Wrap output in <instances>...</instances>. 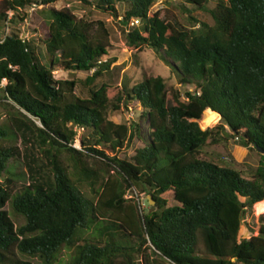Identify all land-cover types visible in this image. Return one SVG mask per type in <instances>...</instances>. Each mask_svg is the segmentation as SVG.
<instances>
[{"label": "trees", "instance_id": "trees-1", "mask_svg": "<svg viewBox=\"0 0 264 264\" xmlns=\"http://www.w3.org/2000/svg\"><path fill=\"white\" fill-rule=\"evenodd\" d=\"M58 1L0 0L3 22L13 23L27 7L47 8L37 35L12 30L0 39V104L9 120L0 125V264H54L65 246L74 248L72 264H264V216L250 237L242 232L247 211L264 204V0H216L213 24L187 11L191 27L160 18L151 9L156 0H78L114 18L124 8L127 46L152 49L180 84L194 88L172 105L160 76L113 90L98 81L109 69V33L102 22L54 8ZM186 2L205 10L208 0ZM56 70L91 73L87 96H76L77 81L56 79ZM131 101L143 108L139 122L108 119ZM206 112L217 122L204 126ZM74 128L88 132L81 147L74 146ZM220 131L261 152L251 179L198 157ZM18 136L45 156L50 174L43 176L29 155L30 182L15 191L4 175L20 151L5 142ZM134 138L142 146L130 159L106 154ZM87 157L109 161L116 176L99 180ZM79 179L92 183L95 202ZM131 188L149 193L153 211L129 204ZM6 206L23 224L15 226ZM90 228L93 236L78 237Z\"/></svg>", "mask_w": 264, "mask_h": 264}, {"label": "rangeland", "instance_id": "rangeland-1", "mask_svg": "<svg viewBox=\"0 0 264 264\" xmlns=\"http://www.w3.org/2000/svg\"><path fill=\"white\" fill-rule=\"evenodd\" d=\"M215 4L216 0H208L206 9L199 10L187 3L186 0H156L151 9L153 12H159V17L166 21L175 25L179 24L184 27H191L192 22L189 19L190 16L187 14V11H189L197 21L212 25L213 19L209 11L215 7ZM52 6L56 9L69 7L73 10L77 18H86L93 21L95 25H97V22L103 23L109 33L108 55L104 57V60H108L109 69L98 81L100 80L110 86L111 90L120 86L122 83H127L128 86L131 87L145 77L160 76L166 81L167 100L169 105H172L175 103L176 98L184 100V93L194 89L192 85L180 84L176 74L171 70L170 66L165 64L152 49H132L127 46L125 36L126 27L121 21L123 7H119L120 16L114 18L94 7L85 6L78 0H62L54 3ZM46 9L47 8L43 6L34 5L20 11L19 16L14 18L13 23L10 21H0V39L10 34L12 30L17 31L22 38L26 39L37 35L39 29L45 25V12L43 10ZM23 14H26V17ZM11 16L12 12H8V18ZM197 26L198 24L195 25V27ZM53 74L54 77L59 80L77 81V85L73 91L74 94L80 97L87 96L85 78L91 73L56 70ZM6 110L4 105L0 104V125H9ZM142 110L143 108L139 102L131 101L128 102L127 105H122L120 110L110 111L108 113V119L115 123L131 124L133 122H139V116ZM215 122H217V119L211 113L206 112L203 125L209 126ZM217 124H220V122ZM74 131L77 132L74 146L81 147L79 139L87 135L88 132L76 128H74ZM5 144L16 146L20 151V155L10 161L8 167L9 173L4 175V177H9L14 180L15 191L30 182L31 174L28 171L27 165L30 164L33 166L34 164L31 162L29 155H33L37 158L35 162L37 164L36 168L40 169L43 176L50 174L48 170L50 167L49 161L36 147H34V145H31V143L25 146L22 138L18 136L12 137L9 142H5ZM141 146L142 144L138 139L134 138L131 142H128L115 152L111 150H105V152L109 157L128 160L134 155L136 149ZM198 157L203 160L211 161L219 166L233 167L246 179L252 178L261 162V152L259 150L252 147L241 146L236 143L227 132L222 133L221 131L219 135L213 140H209L200 149ZM60 159L64 165L68 167L70 176L75 180L76 176L71 173L72 160L70 159V155L63 153L60 155ZM84 160H86V166H88V168L93 170L96 168L99 180L106 178L107 173L116 176L113 166L109 161L91 157L84 158ZM77 183L84 195L94 202L97 200V194L92 190L93 186L91 182L85 179H79ZM99 186L100 181L96 182L94 187L95 190H99ZM149 196L147 191L143 192L135 188H131L125 194V198L128 200L129 204L136 206L138 213L144 212L151 207V205L147 203ZM5 209L10 214L15 226L23 224V218L12 214L9 206H6ZM262 216H264V204L257 208L253 206L247 211L242 224L243 237L247 231L249 233H247L246 237H250V229H257L259 218ZM94 230L93 228L86 229L78 237L81 239L85 236H93V234H95ZM73 251L74 248L72 247H63L54 264H72ZM139 258L140 255L135 257L136 260H140ZM32 262L34 264H39L37 259H32Z\"/></svg>", "mask_w": 264, "mask_h": 264}, {"label": "water", "instance_id": "water-1", "mask_svg": "<svg viewBox=\"0 0 264 264\" xmlns=\"http://www.w3.org/2000/svg\"><path fill=\"white\" fill-rule=\"evenodd\" d=\"M148 201H149V205H151L150 211H153L155 202L152 200L151 196L148 197ZM147 212H149V210ZM247 233H249V232L247 231L245 233L244 238H247L246 237Z\"/></svg>", "mask_w": 264, "mask_h": 264}, {"label": "built area", "instance_id": "built-area-1", "mask_svg": "<svg viewBox=\"0 0 264 264\" xmlns=\"http://www.w3.org/2000/svg\"><path fill=\"white\" fill-rule=\"evenodd\" d=\"M137 22V21H136Z\"/></svg>", "mask_w": 264, "mask_h": 264}]
</instances>
